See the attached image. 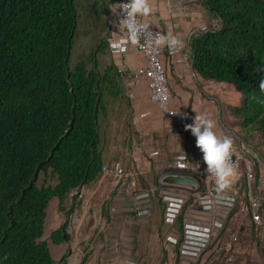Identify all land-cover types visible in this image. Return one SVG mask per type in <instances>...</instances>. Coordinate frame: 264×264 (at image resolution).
I'll return each instance as SVG.
<instances>
[{"label": "trees", "instance_id": "1", "mask_svg": "<svg viewBox=\"0 0 264 264\" xmlns=\"http://www.w3.org/2000/svg\"><path fill=\"white\" fill-rule=\"evenodd\" d=\"M112 1L92 4L101 32ZM201 2L216 22L192 35V66L205 78L234 84L242 100L233 113L264 137V68L258 70L264 66V0ZM78 18V0H0V264H55L43 238L51 199L57 196L65 209L73 191L102 175L100 113L106 89L122 93L120 72L115 62L100 69L99 53L110 47L107 33L72 67ZM42 173L56 183L40 184ZM68 227L67 218L52 231L54 243L68 240Z\"/></svg>", "mask_w": 264, "mask_h": 264}, {"label": "rangeland", "instance_id": "2", "mask_svg": "<svg viewBox=\"0 0 264 264\" xmlns=\"http://www.w3.org/2000/svg\"><path fill=\"white\" fill-rule=\"evenodd\" d=\"M93 2L94 0H78L79 25L72 52V67L85 54L92 51L101 34H106V30L101 32L96 27L97 25L95 26V19L92 15ZM113 18L114 11L110 4L109 9L105 12L107 27ZM215 22L214 19L210 25H214ZM98 57L102 71L111 62H115L120 68L119 56L115 55L110 47L106 52L99 53ZM127 70L129 69L119 71L118 86L122 89L120 95L113 96L107 89L104 92V109L100 113L99 126L102 136L100 147L105 157L109 156L106 163L112 165L115 162H120L124 166L133 165L135 167L134 164L125 162V153L130 152L138 143L141 131L136 129L139 127L137 123L125 121V115L115 107L120 105V109L123 106L127 109L128 106L133 108L129 101L132 94H130L124 79V75L131 71ZM132 112L134 117L136 115L134 109ZM118 113L123 116L117 115ZM223 114L231 125H240L241 129L238 128L240 130L236 131L238 136H235L234 133L229 135L230 132L224 129L225 132H228L226 136H230L234 142L238 143L241 138H245L252 141L255 146L263 143L257 133L245 126L242 119L233 113L232 105H227ZM230 114L239 118L241 122L231 121ZM150 153H146L145 156L150 160L154 174L152 173L153 176H151L139 172L138 178L139 189L148 192L153 203L151 213L147 217L139 219L126 209L129 204L127 198L129 192L126 190L124 178L119 179L110 173L103 174L95 181L83 186L79 192L73 191L63 204L65 209L60 208L57 196L51 199L47 208L48 214L43 238L49 242L55 264H65L64 256L66 264H78L84 256H87L86 264H199L203 261L204 250L197 242L184 241L180 246V254H177L176 245L169 244L167 241V234L174 226L166 223L164 219V203L158 191L159 178L166 171L161 175L155 171L159 161L155 155L153 157ZM178 153L170 157L173 162ZM195 163L201 170L199 171L201 177L211 179L212 183H217V177L203 165L201 159L197 158ZM241 181L243 178L239 176L236 183L239 185ZM39 183L55 184L56 179L42 173ZM231 183H233V179L228 178V185ZM74 193H78L76 200L78 205L75 211L68 215L67 211L74 202ZM67 218L69 219L68 240L59 244L54 243L51 239L52 231ZM204 264L208 263L205 261Z\"/></svg>", "mask_w": 264, "mask_h": 264}, {"label": "built area", "instance_id": "3", "mask_svg": "<svg viewBox=\"0 0 264 264\" xmlns=\"http://www.w3.org/2000/svg\"><path fill=\"white\" fill-rule=\"evenodd\" d=\"M118 2L126 3L127 0L113 1L112 10V5ZM113 11L114 18L109 21L107 31L109 43L110 40L118 41L121 36L130 34V29L120 27L121 18H128L127 12L119 9ZM137 20L147 24L141 15H137ZM203 29L209 27L205 26ZM139 31L140 36L136 42L125 41L118 49L112 45L110 47L120 54L132 47L139 56L146 59L145 64L124 75L128 89L147 79L151 100L168 116H175L176 110L169 106L171 88L168 55L175 56L174 62L177 64L192 63L191 55L180 46L170 48L167 44L154 43L157 35H165L155 26L141 27ZM129 92L131 94L130 90ZM255 132L263 141L258 146L245 138H241L238 143L233 141L231 163L234 175L228 177L233 179V183L227 187L218 190V184L212 183L208 178L204 179L205 187L203 181L202 188L197 191L161 184L159 186L158 191L165 205L164 219L174 226L167 234V241L176 246L181 240V245L187 240L200 244L204 250V258L199 264H204L205 261L208 264H264V137L260 131ZM201 161L208 167L202 150ZM173 165L178 169H191L201 176L199 166L193 164L190 154L185 150L176 155ZM102 173L124 178L129 192L128 211L139 219L150 215L152 199L148 192L138 187L137 168L133 165L124 166L120 162L112 165L105 163ZM239 176L243 181L238 185L236 179ZM181 215L183 218L179 225Z\"/></svg>", "mask_w": 264, "mask_h": 264}, {"label": "crops", "instance_id": "4", "mask_svg": "<svg viewBox=\"0 0 264 264\" xmlns=\"http://www.w3.org/2000/svg\"><path fill=\"white\" fill-rule=\"evenodd\" d=\"M148 3L150 11L146 15H141L144 21L161 29L165 35L171 33L177 36L182 42L180 47L183 51L187 50L192 35L199 29L209 26L214 20L212 13L201 0H148ZM110 49L119 56V71L133 70L145 64L146 59L139 56L132 47L121 54L111 47ZM174 58L175 56L168 55L171 88L169 106L176 110L175 116H168L157 103L151 100L147 79L128 89L132 94L129 98L132 109L128 105H126L128 109L124 106L120 109V105L115 106L125 115V121H132L139 126L136 129L141 131L140 140L130 152L125 153V162L134 164L138 172L144 175L145 173L151 176L154 174L151 162L145 156L150 152V155L153 157L155 155L159 161L155 171L160 175L168 168L174 167L170 157L183 150L190 154L193 164L196 165L195 160L201 159V148L196 143L197 137L186 126L194 123L197 113L215 121V130L218 133L227 135L230 132L229 135L234 133L237 136L236 131L241 129L238 124L231 125L223 114L227 105L235 107L241 104V92L234 84L205 78L193 68L192 63L177 64ZM133 109L136 114L134 117ZM117 115L123 116L119 113ZM230 118L231 121L241 122L233 114H230ZM103 156L106 163L109 156L105 157L104 153Z\"/></svg>", "mask_w": 264, "mask_h": 264}, {"label": "clouds", "instance_id": "5", "mask_svg": "<svg viewBox=\"0 0 264 264\" xmlns=\"http://www.w3.org/2000/svg\"><path fill=\"white\" fill-rule=\"evenodd\" d=\"M112 7L113 10L119 9L127 12L128 18H121L122 23L120 27L122 29H130L129 35L121 36L118 41L110 40V45L115 46L117 49L120 48L125 41L136 42L140 36L139 29L141 27L149 28L150 25L141 23L137 20V15H146L150 11L148 0H127L126 3L118 2L116 5H112ZM107 31L108 29L106 30V33ZM154 43L159 45L167 44L170 48H175L182 44L180 39L171 33L167 35H157ZM261 68H264V66L258 68V70ZM259 87L261 91H264V79L260 81ZM186 127L190 128L193 134L197 137L196 143L204 153V161L208 165L209 171L217 177L218 190L227 187L228 177L234 175V168L231 163L233 139L230 136L218 133L215 130V121L205 118L198 113L194 117V123L189 124ZM103 174L104 173H102V175Z\"/></svg>", "mask_w": 264, "mask_h": 264}, {"label": "water", "instance_id": "6", "mask_svg": "<svg viewBox=\"0 0 264 264\" xmlns=\"http://www.w3.org/2000/svg\"><path fill=\"white\" fill-rule=\"evenodd\" d=\"M159 183L165 186H176L195 191L201 189L203 186L201 176L193 172L180 170H168L164 172L159 178Z\"/></svg>", "mask_w": 264, "mask_h": 264}]
</instances>
